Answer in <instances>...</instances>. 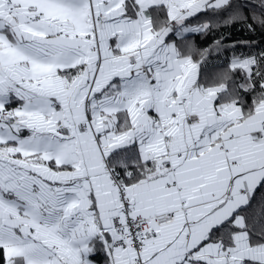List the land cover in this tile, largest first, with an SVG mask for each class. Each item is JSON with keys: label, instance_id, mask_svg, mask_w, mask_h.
<instances>
[{"label": "snow or ice", "instance_id": "6c2138e0", "mask_svg": "<svg viewBox=\"0 0 264 264\" xmlns=\"http://www.w3.org/2000/svg\"><path fill=\"white\" fill-rule=\"evenodd\" d=\"M0 264H264V0H0Z\"/></svg>", "mask_w": 264, "mask_h": 264}, {"label": "trees", "instance_id": "16d2710c", "mask_svg": "<svg viewBox=\"0 0 264 264\" xmlns=\"http://www.w3.org/2000/svg\"><path fill=\"white\" fill-rule=\"evenodd\" d=\"M235 39H240L241 37H239V36H237V37H234ZM258 195H259V193H258Z\"/></svg>", "mask_w": 264, "mask_h": 264}]
</instances>
